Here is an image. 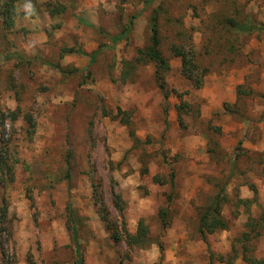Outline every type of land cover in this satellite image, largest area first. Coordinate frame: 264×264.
<instances>
[{
    "label": "rangeland",
    "instance_id": "rangeland-1",
    "mask_svg": "<svg viewBox=\"0 0 264 264\" xmlns=\"http://www.w3.org/2000/svg\"><path fill=\"white\" fill-rule=\"evenodd\" d=\"M9 1L0 264H76L73 227L84 264L264 260V0H18L4 19ZM218 195L227 226L205 241Z\"/></svg>",
    "mask_w": 264,
    "mask_h": 264
},
{
    "label": "trees",
    "instance_id": "trees-1",
    "mask_svg": "<svg viewBox=\"0 0 264 264\" xmlns=\"http://www.w3.org/2000/svg\"><path fill=\"white\" fill-rule=\"evenodd\" d=\"M18 0H10L7 2V4L4 5L6 8L3 13L2 17L8 18L14 15L15 13V4ZM157 18L153 19V29H152V47L148 50V56L150 57V61H152L156 67H157V76L159 80H162L163 75L170 70V65L169 62L163 58L161 55L159 48H160V41L158 40V32H157ZM13 20H4V24L8 27L13 26ZM233 24V22H232ZM133 25V20H130L128 30L121 36L116 37L114 40L115 42H119L123 40L124 38L128 37L129 31L131 30ZM234 25V24H233ZM262 33H264V26L260 30ZM145 51H142L141 54L144 55ZM180 57H182L183 60V65H184V70L188 73V76L193 77L194 76V71H193V66H189L188 63L189 59L188 57L183 54L179 53L178 54ZM95 56H91V61H94ZM194 79V78H192ZM194 83H197L196 80H194ZM198 85H201V83L198 82L196 84L197 87H200ZM12 121H16L17 117L15 115H12ZM6 121V115L4 113H0V131H2V127L4 126ZM131 137L134 139V141L137 143L139 140L135 137V135L132 133ZM1 172L4 173V170L1 169ZM254 192L255 197H257V191L255 189L252 190ZM219 200L220 196L218 195L215 198V201L213 205L209 208V210L202 216L200 220V226H199V232L201 237L206 241L207 235L214 234L217 230L224 229L227 225L226 222L224 221V218L222 217V214L220 212V206H219ZM121 198H116V208L120 211V213L124 212V208L120 204ZM68 210L71 213V217H75V210L72 206V204L68 205ZM7 215V208L2 211V220L5 218ZM260 225L262 228H264V216L260 220ZM71 229V228H70ZM71 242L72 245L76 251V264H84V259L81 254V245L79 242V231L77 227H73L71 229ZM148 231L144 228L141 227L140 231L136 236H131L130 234H127V244L131 247H137V246H143L148 242ZM244 261L247 264H264V260H259L253 257H248L247 255L243 256Z\"/></svg>",
    "mask_w": 264,
    "mask_h": 264
}]
</instances>
